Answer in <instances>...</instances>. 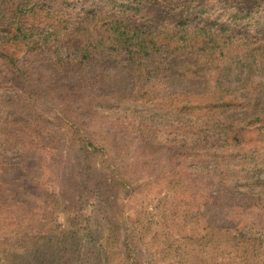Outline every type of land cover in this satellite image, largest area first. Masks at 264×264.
I'll return each mask as SVG.
<instances>
[{
	"label": "trees",
	"instance_id": "obj_1",
	"mask_svg": "<svg viewBox=\"0 0 264 264\" xmlns=\"http://www.w3.org/2000/svg\"><path fill=\"white\" fill-rule=\"evenodd\" d=\"M83 1L0 0V220L27 221L0 246V264H110L119 235L110 198L117 185L97 167L104 147L79 112L47 116L44 68L53 71L49 81L86 93L113 88L117 100L159 107L165 125L149 135L162 134L165 147H188L198 158L224 151L247 175L264 173V0ZM112 62L124 65L123 75L109 70ZM26 152L40 158L25 165ZM46 169L54 178L43 186ZM168 174L170 190L158 202L175 206L179 195L197 215L216 207L214 196L202 201L190 190L185 170ZM103 210L100 225L91 216ZM218 217L202 237H222L219 260L264 264V228ZM196 246H180L175 263L207 260V245Z\"/></svg>",
	"mask_w": 264,
	"mask_h": 264
},
{
	"label": "rangeland",
	"instance_id": "obj_2",
	"mask_svg": "<svg viewBox=\"0 0 264 264\" xmlns=\"http://www.w3.org/2000/svg\"><path fill=\"white\" fill-rule=\"evenodd\" d=\"M91 1L84 0L83 5L87 6ZM111 65V72H116L118 76L123 75V64L112 62ZM47 69L44 68V78L48 83L45 86L48 95L40 99L41 107L44 106L47 116L52 114L50 112L64 109H70L71 114L79 112L78 118H82L81 122L94 132L95 140L104 147L105 156L98 159L97 167H101L117 185L116 192L110 194V198L114 199L112 209L119 235L112 253L108 254L110 264H123L134 260L139 264H176L181 258L178 255L182 252L179 247L186 245L195 250L196 242L207 245V253L204 254V259L207 260L200 261L195 258L199 264H223L218 258V253L221 256L223 243L217 241L222 237L215 236L208 244H205L202 237L218 222V216L224 218V224L231 221L237 224L240 221L239 225L264 228V173L260 176H251L252 172L247 175L235 164H239L238 161L228 158L224 151H210L209 157L198 158L194 150L188 147L173 150L165 147L163 142L157 140L163 138L162 134L149 135L153 128L165 125L159 107L152 104H133L125 99L117 100L113 88H100L86 93V90H76L79 86L76 83L64 85L63 82L49 81L53 71L47 72ZM124 75H127V71ZM131 80V77L125 79L126 82ZM121 83L122 81L116 84ZM157 86L158 90H163L161 85ZM76 91L79 92L75 93ZM48 129L50 127H46ZM136 133L144 136L137 137ZM49 134L52 137L60 136L59 130ZM259 149L257 154L264 158V146ZM31 153H24L20 161L26 165L40 158L39 154ZM251 165L252 162L248 161L246 166ZM171 170H185L191 182L190 190L200 194L199 199L202 201L201 195L214 196L216 207L204 215H197L192 211L194 207L189 201L183 202L179 195L173 196L175 206H166V198L162 203L158 202L157 199H162L166 191L170 190L166 182L171 177L168 174ZM32 172L35 174L34 169ZM41 172L43 176L39 180L46 186V181L54 176L47 169ZM29 197L30 201H34L32 195ZM88 200L83 210L85 215L90 214L95 198L89 197ZM102 214H106L104 210L91 217L102 225ZM86 224L90 225V221ZM26 225V220H0V246L11 243L15 238L13 230ZM93 226L92 223L91 227ZM187 236H191V239ZM235 250L236 248L233 253H236ZM220 259L223 260L222 256ZM237 260L239 259L231 258L234 264H241Z\"/></svg>",
	"mask_w": 264,
	"mask_h": 264
}]
</instances>
